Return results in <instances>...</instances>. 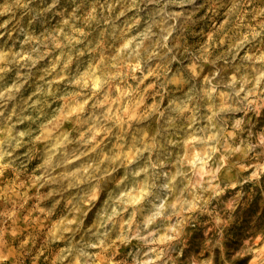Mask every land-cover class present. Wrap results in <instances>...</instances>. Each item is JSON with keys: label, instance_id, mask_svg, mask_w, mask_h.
Wrapping results in <instances>:
<instances>
[{"label": "clouds", "instance_id": "clouds-1", "mask_svg": "<svg viewBox=\"0 0 264 264\" xmlns=\"http://www.w3.org/2000/svg\"><path fill=\"white\" fill-rule=\"evenodd\" d=\"M0 264H264V0H0Z\"/></svg>", "mask_w": 264, "mask_h": 264}]
</instances>
